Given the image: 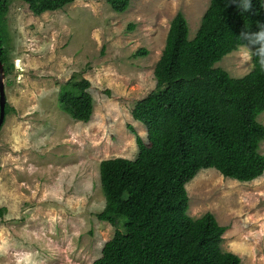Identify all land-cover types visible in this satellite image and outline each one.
I'll return each instance as SVG.
<instances>
[{"label": "rangeland", "instance_id": "374dc122", "mask_svg": "<svg viewBox=\"0 0 264 264\" xmlns=\"http://www.w3.org/2000/svg\"><path fill=\"white\" fill-rule=\"evenodd\" d=\"M209 1L129 0L115 12L106 0H73L39 15L11 1L4 90L15 111L0 128V264H92L100 256L114 227L96 216L105 206L99 163L135 157L129 125L144 139L146 128L131 109L155 87L170 21L181 11L192 38ZM142 47L147 55L133 57ZM214 65L233 77L253 66L241 47ZM73 75L90 81L86 123L57 105L60 85ZM258 120L264 124V111ZM186 188L190 217L211 212L227 226L223 250L241 264H264V174L239 182L201 169Z\"/></svg>", "mask_w": 264, "mask_h": 264}, {"label": "trees", "instance_id": "16d2710c", "mask_svg": "<svg viewBox=\"0 0 264 264\" xmlns=\"http://www.w3.org/2000/svg\"><path fill=\"white\" fill-rule=\"evenodd\" d=\"M12 0H0V60L5 76L12 62L6 14ZM39 15L63 8L73 0H22ZM123 12L129 0H106ZM264 24V0H252L241 13L229 0H210L199 27L189 38L184 14L170 21L153 74L155 87L131 109L133 119L147 129L142 138L132 125L134 158L100 161V185L105 197L99 220L114 227L100 256L92 264H241L238 255L223 250V233L211 212L197 218L186 213V184L201 169L249 182L264 174V72L258 67L231 76L214 64L240 47L245 28ZM133 25L129 24V28ZM138 48L133 57L146 56ZM254 61H252V64ZM90 81L76 75L59 87L58 107L73 120L88 122L94 101ZM5 104V116L14 112ZM6 208L0 206V219Z\"/></svg>", "mask_w": 264, "mask_h": 264}, {"label": "clouds", "instance_id": "9594fccd", "mask_svg": "<svg viewBox=\"0 0 264 264\" xmlns=\"http://www.w3.org/2000/svg\"><path fill=\"white\" fill-rule=\"evenodd\" d=\"M229 3L235 4L236 8L241 13L249 12V11H251V8H252V0H229ZM257 28L259 30L255 31V32L249 31V29L244 28L240 32L239 36H237V38L241 42L240 47L244 52L245 60L246 61H254L253 67L254 68L258 67L261 72H264V24L257 22ZM141 124H143V123H141ZM145 128H146V126H145ZM145 132H146V136H147V129H145ZM131 133H132V131H131ZM134 138H135V135H134ZM124 158H126V157H124ZM205 169H209V168H205ZM212 169H214V168H212ZM224 178H229V177H224ZM230 179H233V178H230Z\"/></svg>", "mask_w": 264, "mask_h": 264}, {"label": "water", "instance_id": "95a60500", "mask_svg": "<svg viewBox=\"0 0 264 264\" xmlns=\"http://www.w3.org/2000/svg\"><path fill=\"white\" fill-rule=\"evenodd\" d=\"M4 77H5V71L3 64L0 60V128L2 127L5 120L6 96L4 90Z\"/></svg>", "mask_w": 264, "mask_h": 264}]
</instances>
